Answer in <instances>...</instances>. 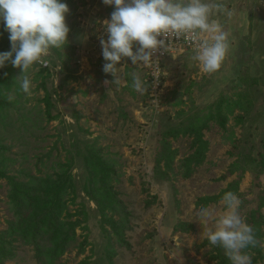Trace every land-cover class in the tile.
Masks as SVG:
<instances>
[{
    "label": "rangeland",
    "instance_id": "obj_1",
    "mask_svg": "<svg viewBox=\"0 0 264 264\" xmlns=\"http://www.w3.org/2000/svg\"><path fill=\"white\" fill-rule=\"evenodd\" d=\"M62 2L69 8L67 43L30 71L32 94L20 90L19 68L10 61L0 68V136L6 121L16 133L29 129L5 138L7 151L0 149V264H38L32 237L40 211L61 223L62 237L70 234L62 224H75L71 246L56 264H231L221 248L208 244L207 226L196 216L201 206L221 209L228 191L238 196L239 214L255 229L258 244L247 249L252 264H264V0H203L233 12L212 16L229 34V52L210 75L194 54L169 56L167 98L153 123L148 92L131 87L134 72L146 82L142 65L124 58L119 85L102 71L100 39L107 40L104 21L114 6L77 9L86 4ZM98 158L108 201L130 212L124 234L129 248L110 240L109 224L88 195L85 160L93 168ZM58 173L70 175L73 187L58 206L57 199L47 200L55 211L22 190L24 184L33 188L32 179ZM12 178L22 185L18 202L11 199ZM204 197L216 200L202 202ZM20 199H31L33 207ZM108 217L118 220L110 212ZM22 222L27 231L19 228ZM48 235L58 242V234ZM111 247L116 253L109 261Z\"/></svg>",
    "mask_w": 264,
    "mask_h": 264
},
{
    "label": "clouds",
    "instance_id": "obj_2",
    "mask_svg": "<svg viewBox=\"0 0 264 264\" xmlns=\"http://www.w3.org/2000/svg\"><path fill=\"white\" fill-rule=\"evenodd\" d=\"M102 3L114 6L110 20L104 21L107 40L100 39L105 61L102 71L113 77L111 84H120L118 65L124 58L133 65L157 67L153 55L167 48L165 40L159 37L183 36L194 43L197 50L192 59L199 63L204 74L217 72L229 52V34L212 19L214 14L233 15L224 4L203 0H102ZM67 14L69 8L61 0H0V21L11 43V51L0 54V68L10 61L21 70L16 80L25 95L32 94L30 71L44 63L52 48L66 45ZM131 75L133 90L146 92V82L139 73ZM219 203L221 209L201 206L196 212L200 223L207 226L204 238L210 246L221 248L231 264H252L247 249L255 248L258 241L254 227L239 214L238 196L225 192Z\"/></svg>",
    "mask_w": 264,
    "mask_h": 264
},
{
    "label": "trees",
    "instance_id": "obj_3",
    "mask_svg": "<svg viewBox=\"0 0 264 264\" xmlns=\"http://www.w3.org/2000/svg\"><path fill=\"white\" fill-rule=\"evenodd\" d=\"M62 2V0H61ZM101 8H104L100 6ZM83 5H79L77 9H83ZM11 49V43L9 40V34L7 31H5V25L3 21H0V54L5 53L6 51ZM165 79V78H164ZM147 85V92L149 90V84L146 82ZM167 97L164 95L163 96V101L162 105L165 103V99ZM220 125L223 127L224 123L220 121ZM12 125H9V122L6 121V132L2 136H0V149H3L4 151H7V148L3 146L4 139L11 136V137H18L19 134H22L25 131H29L28 128H24L22 126L17 133L14 132V130L11 129ZM198 136L200 133H197ZM22 138V137H21ZM21 145V144H20ZM25 145L22 144V147L24 149ZM90 158V157H89ZM2 159V154L1 158ZM92 159V157H91ZM19 160V159H18ZM93 160V159H92ZM20 161V160H19ZM23 161V160H22ZM85 166L86 168L90 171V186L92 188V191L88 193L90 196V199L95 202L96 207L99 209L100 213L102 214V220L103 223L109 224L108 227H110V230H108L110 235V240L114 242V245H118L119 247H126L129 248V244L127 243V240L124 237L125 231L131 228L130 225V212L127 210L126 206L124 204L119 203L118 205L114 206L112 203H110L108 200H110L107 197V183L104 181V177H101V175L104 176L103 173L99 174L97 171L99 170L98 168L100 167V158L97 159V162H92L93 168L89 167V160H85ZM7 174V173H6ZM98 176L103 178V180L100 182L101 178L98 179ZM37 182V183H36ZM32 185L33 188L30 186L24 184V188L22 190H27L29 192H32L33 199L38 198V203L44 204V207L50 206V203L47 202L48 199H57L55 204L58 206V203L61 202L62 197L65 196L66 191L69 189L71 191V188L73 187L70 183V175L65 176V174L58 173L55 175V177L52 178H47L43 180L38 179H32ZM10 184H12V192H11V199L16 200L18 202V198L20 197V188L22 185L17 183L15 181V178H12L10 180ZM27 191V192H28ZM22 194V193H21ZM23 195V194H22ZM28 199V198H27ZM202 202H209V201H214L216 200L214 197L212 198H207L204 197L201 199ZM33 202L30 200H23L20 199V205H25L28 210L33 207ZM50 211H55V205L50 206L49 208ZM108 212L111 214H114V216L118 217V220L111 219L108 217ZM40 216L38 217L35 215V225H33L34 229V236L32 237L35 239V251L36 255L34 257L35 261L38 264H56L58 258L71 246L72 242V237H73V230L75 227L74 223H66L62 224L63 227L67 226L68 231L70 234H67L66 237H62L60 235L59 230L61 229V223H58L57 220H49L48 217L50 215H47L46 213H43L40 211ZM53 215V213L51 214ZM56 224V225H55ZM55 225V226H54ZM23 225V222L20 224L19 228H22V231H27L29 226ZM52 231L54 232V235L58 234L56 236V239L58 242H53L52 239H48V234H51ZM52 235V236H54ZM32 239V242H33ZM111 252H106L105 257H107L110 261V256L111 254L116 253L115 247H111ZM110 263V262H109ZM111 264V263H110Z\"/></svg>",
    "mask_w": 264,
    "mask_h": 264
},
{
    "label": "built area",
    "instance_id": "obj_4",
    "mask_svg": "<svg viewBox=\"0 0 264 264\" xmlns=\"http://www.w3.org/2000/svg\"><path fill=\"white\" fill-rule=\"evenodd\" d=\"M78 2L86 4L85 7H89L92 4L95 5L93 9L98 8V6L109 7L102 3V0H76ZM107 34L106 29H104V34ZM158 39H164L165 45L167 46L166 50L160 49L153 55V60L157 61V67H147L143 66L146 72V82L149 84L148 98L149 104H151V111H153L152 123L156 119V115L161 112L163 96L165 95L163 88V80L165 76L164 64L165 60L169 56H174L178 53H196V46L194 43H190L183 36L179 38L175 37H159Z\"/></svg>",
    "mask_w": 264,
    "mask_h": 264
}]
</instances>
